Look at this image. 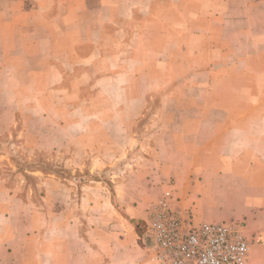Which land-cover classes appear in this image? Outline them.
Returning <instances> with one entry per match:
<instances>
[{"label":"crops","instance_id":"1","mask_svg":"<svg viewBox=\"0 0 264 264\" xmlns=\"http://www.w3.org/2000/svg\"><path fill=\"white\" fill-rule=\"evenodd\" d=\"M175 45L193 83L178 92L179 120L156 136L145 186L157 192L173 176L195 221L243 222L255 240L245 264H264V0H0V132L15 110L9 96L22 95L23 82L4 89L12 73L49 87L79 67V87L97 78L137 89L155 64L170 68ZM18 200L0 180V264H160L130 205L131 218H27Z\"/></svg>","mask_w":264,"mask_h":264},{"label":"rangeland","instance_id":"2","mask_svg":"<svg viewBox=\"0 0 264 264\" xmlns=\"http://www.w3.org/2000/svg\"><path fill=\"white\" fill-rule=\"evenodd\" d=\"M170 17L173 18H167ZM34 32L30 29L28 35ZM141 40L134 42L139 47L144 42L141 47L144 48L145 41ZM131 47L125 46V53ZM162 48L156 46L155 51ZM167 48L176 53L172 57L174 63L170 62V68L168 64H155V70L149 74L156 78L150 83L146 79L136 81L137 89L132 86L125 90L120 86L122 80L97 78L79 87L74 82L79 67L73 71L64 67V79L49 87H37L27 74L22 77L11 74L4 89L14 90L23 82L25 91L21 89L22 95L14 99L11 94L8 99L14 104L15 113L11 111L10 125L0 132V180L19 199L18 205L25 208L22 215L131 218L125 211L123 204H126L142 212L133 218L144 219L147 204L157 199L168 185L175 188L181 199L173 176L157 192L149 190L144 180L149 162L156 158V136L163 122L172 114L175 120L181 116L178 104L185 97L178 92L193 83L184 75L194 64L179 57L186 56V48L177 45ZM30 67L29 72L36 64L31 62ZM146 73L142 68L140 74ZM170 92L173 95L168 97ZM5 99L0 98V102ZM165 100L176 108V113L170 108L160 110ZM143 219L134 220L138 233L142 231ZM245 235L250 245L254 243V233L245 231Z\"/></svg>","mask_w":264,"mask_h":264},{"label":"built area","instance_id":"3","mask_svg":"<svg viewBox=\"0 0 264 264\" xmlns=\"http://www.w3.org/2000/svg\"><path fill=\"white\" fill-rule=\"evenodd\" d=\"M140 240L160 264H245L250 240L244 223L197 222L168 185L147 204Z\"/></svg>","mask_w":264,"mask_h":264}]
</instances>
